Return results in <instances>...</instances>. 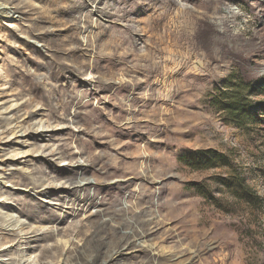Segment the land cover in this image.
Listing matches in <instances>:
<instances>
[{
  "label": "rangeland",
  "instance_id": "374dc122",
  "mask_svg": "<svg viewBox=\"0 0 264 264\" xmlns=\"http://www.w3.org/2000/svg\"><path fill=\"white\" fill-rule=\"evenodd\" d=\"M0 5V264H264V215L191 160L249 167L264 199V126L211 106L235 76L264 82V0Z\"/></svg>",
  "mask_w": 264,
  "mask_h": 264
},
{
  "label": "trees",
  "instance_id": "16d2710c",
  "mask_svg": "<svg viewBox=\"0 0 264 264\" xmlns=\"http://www.w3.org/2000/svg\"><path fill=\"white\" fill-rule=\"evenodd\" d=\"M223 86L224 88H218L216 95L211 98V106L225 124L237 129L251 128L252 130H257L261 125L264 126V102L250 100L253 95H264L262 80H241L235 76L233 80L225 81ZM191 160L198 167H204V169L216 165L225 168L227 170L226 177L220 179L219 183L225 189L227 197L245 209L255 212L258 216L264 215V199L246 180L250 171L249 167L234 164L226 156L216 151L199 153ZM257 172L258 169H255L252 177L256 178ZM261 175L264 176V174ZM196 190L202 199L213 201L217 208L222 209L221 204L211 197L207 189L199 186Z\"/></svg>",
  "mask_w": 264,
  "mask_h": 264
},
{
  "label": "bare ground",
  "instance_id": "6f19581e",
  "mask_svg": "<svg viewBox=\"0 0 264 264\" xmlns=\"http://www.w3.org/2000/svg\"><path fill=\"white\" fill-rule=\"evenodd\" d=\"M1 6V5H0ZM6 10H7V8H6ZM10 14V12L8 13V15ZM76 34V33H75ZM75 34L73 33L72 35H71V41H74L75 43H73L72 45H73V47L74 48H72L71 50H69L70 51V53H73V54H75V53H77V52H79L80 51V45H78L79 44V42H78V40H76L75 38H73V37H75ZM99 34H96V35H94V38L96 37V36H98ZM121 35L122 34H116V37H113L112 38V41H111V43H110V45H112L113 44V46H115V48L116 47H120V48H122L123 46L124 47H126V49H125V51H124V55H127L128 53H129V49L131 48V47H133V45L135 44V43H133L132 42V40H130V38H125L124 36H122L121 37ZM72 38H73V40H72ZM90 41V38H88L86 41H85V46L86 45H88L89 42ZM88 46H90V45H88ZM87 46V47H88ZM94 46V45H93ZM91 47V46H90ZM97 48V47H96ZM94 50V49H93ZM113 50V49H112ZM112 52H114V51H112ZM82 55V54H81ZM161 68V67H160ZM91 78V77H90ZM87 82H88V84H90V83H93L94 81L92 80V79H85ZM141 152V151H140ZM142 152H144V151H142ZM140 154V153H139ZM142 154V153H141ZM137 161V160H136ZM133 164V163H132ZM106 166V164H103V167H105ZM134 171V170H133ZM138 174V173H137ZM134 175V174H133ZM88 184H91V182H88V183H83V184H81V186H87ZM13 214H11V212H3L2 213V216H4V217H6V218H3V219H8L9 221L11 220V219H13L14 221H12V225H11V227H12V230L11 231H17L18 229L16 228V227H18V222L16 221V218L14 217V216H12ZM1 216V217H2ZM5 222H2V224L1 225H3ZM9 223V222H8ZM122 227H124V228H126L127 227V225H122ZM19 228V227H18ZM129 235H131V234H129V231H123V233H121V237H120V239H122L123 241H127V239H128V237H129ZM21 236V235H20ZM132 246V245H131ZM8 248V247H7ZM29 248V247H28ZM124 251H126V250H128V247H127V245H126V247L123 249Z\"/></svg>",
  "mask_w": 264,
  "mask_h": 264
}]
</instances>
